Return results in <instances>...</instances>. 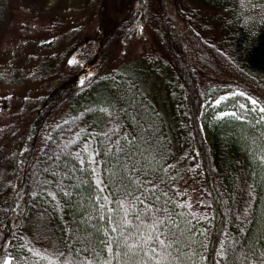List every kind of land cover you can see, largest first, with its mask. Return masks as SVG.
Instances as JSON below:
<instances>
[{
	"label": "trees",
	"instance_id": "1",
	"mask_svg": "<svg viewBox=\"0 0 264 264\" xmlns=\"http://www.w3.org/2000/svg\"><path fill=\"white\" fill-rule=\"evenodd\" d=\"M139 2L154 51L137 68L83 79L55 111L26 102L24 160L0 181V264H256L249 249H264V17L246 22L242 0ZM62 57L40 61L34 81ZM186 147L205 203L175 189ZM119 224L129 244L152 232L170 255L153 239L154 252L121 256Z\"/></svg>",
	"mask_w": 264,
	"mask_h": 264
},
{
	"label": "rangeland",
	"instance_id": "2",
	"mask_svg": "<svg viewBox=\"0 0 264 264\" xmlns=\"http://www.w3.org/2000/svg\"><path fill=\"white\" fill-rule=\"evenodd\" d=\"M139 1L130 0L127 12L129 0H0L2 185L18 171L17 166L12 173L10 163L20 165L24 160L22 152L30 137L27 101H38L50 107L49 112L55 111L83 79L111 67L137 68L142 53L154 51L144 27L145 4ZM242 9L248 23L264 17L262 0H242ZM52 55H63L59 65L50 77L34 81L33 68ZM154 87L158 95L160 87ZM230 95L225 92L208 105H217ZM200 123L209 142L204 119ZM172 165L178 195L205 203L203 178L187 147L176 152ZM5 259L9 258H3L2 264Z\"/></svg>",
	"mask_w": 264,
	"mask_h": 264
},
{
	"label": "snow or ice",
	"instance_id": "3",
	"mask_svg": "<svg viewBox=\"0 0 264 264\" xmlns=\"http://www.w3.org/2000/svg\"><path fill=\"white\" fill-rule=\"evenodd\" d=\"M73 61H69V63H72ZM83 83V81H82ZM221 99H223V97H221ZM249 99H251L249 97ZM252 103L255 104L256 101L252 100ZM241 108H243V105H240ZM261 112H264V108L260 109ZM233 115H236V113H232ZM221 116L224 115V113H220ZM262 119H264V117H262ZM87 147L85 148V151H87ZM103 207V206H101ZM129 208H131V205L129 204L128 208L124 209V223H129L128 219H127V215H128V210ZM145 211H147V209H145ZM136 219H140V216L137 215ZM164 221L161 220L159 217L155 218L152 222V224L150 225V228L154 231H158L156 229V225L157 224H163ZM169 223H172L171 220H169ZM139 227V226H137ZM113 231H117L118 234L122 237V239L115 241V245L116 248L119 249L121 248V246H123L124 249H126V251H122L121 252V256L127 258V259H131V257L133 256V254H138L137 253V247L139 246L141 251L144 252H154L155 249L154 248H149L147 247V245L149 243H151L153 241V239H155V243L159 244L161 246V251H162V256H161V260L164 259V257L169 256L170 254L168 253L167 249L172 248L173 244L168 243L166 240L160 239V236L158 234L155 235V237L153 236L152 232H148L143 234V237L137 236V240H138V245H131L128 243V240L131 239V236L126 235L123 231V224H119L117 226L116 229H113ZM133 236H136V233H132ZM173 236H175V234H173ZM175 243V241H174ZM108 250L111 252L112 251V247L111 245H109ZM249 253L252 257L253 260L256 261V264H264V249H262L260 251V255L257 256L256 255V249L255 248H250L249 249ZM227 253L224 251H221L220 253H218V255H226ZM4 264H10V260L9 259H5L4 260ZM104 264H111V261H105ZM245 264H247V257H245Z\"/></svg>",
	"mask_w": 264,
	"mask_h": 264
}]
</instances>
